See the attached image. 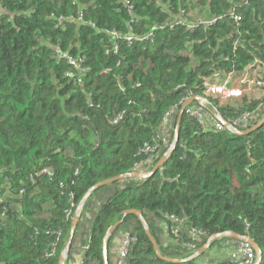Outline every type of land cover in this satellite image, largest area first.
I'll use <instances>...</instances> for the list:
<instances>
[{
  "label": "trees",
  "instance_id": "obj_1",
  "mask_svg": "<svg viewBox=\"0 0 264 264\" xmlns=\"http://www.w3.org/2000/svg\"><path fill=\"white\" fill-rule=\"evenodd\" d=\"M257 71L264 82V0H0V264H58L90 189L165 155L90 193L65 264H103L120 220L108 264H239L225 233L264 264V123L237 136L219 121L250 129L264 95L204 87ZM191 97L206 117L184 112L174 140Z\"/></svg>",
  "mask_w": 264,
  "mask_h": 264
},
{
  "label": "built area",
  "instance_id": "obj_2",
  "mask_svg": "<svg viewBox=\"0 0 264 264\" xmlns=\"http://www.w3.org/2000/svg\"><path fill=\"white\" fill-rule=\"evenodd\" d=\"M247 68L249 69L250 67H247ZM248 69H247V71H248ZM250 74L251 73L247 72L238 78V79H241V81L239 83L241 85L240 87L237 84L235 87H233V83L235 82V80L232 82L230 77H228L226 80H224V83H222L223 85L217 84L216 81L212 82V81L207 80L204 83L206 93L210 94L211 96L220 95L221 97L226 98V97H230L234 94H239V93L241 94V92L244 88L250 89L253 86H261L260 82L254 83L252 81L253 77ZM189 99L190 98H188L187 100H189ZM202 103H203V101L200 102L199 105L202 106ZM201 106L199 108H196V109H193L195 107L188 106L185 109V112L187 114L195 117L199 121V123L202 125L203 119L206 117V114L202 111ZM210 121L215 123V121L213 119H210ZM230 123L233 127L234 126H240L239 119H237V118L235 120L231 121ZM216 126L219 127L220 125L216 124ZM152 151H153V149L149 148L147 146L142 149V152H145V153H150ZM164 157H166V155ZM152 161H153V154H149V156L146 159L145 164H149ZM135 172L136 171L134 170L133 173H135ZM147 173H141V174L145 175ZM171 220L175 224H178V225L182 224V220H178V219L173 218V217L171 218ZM172 234L174 235V237L176 239L178 238V228L177 227L172 228ZM236 239H239V242H238V254L240 255V258H239L240 263L239 264H257L259 256L255 252L254 248L250 245V243H249L250 240L245 238V237H240V238H236ZM134 242H135V239L132 237L123 238V240L121 242L120 258L125 256V253L127 252L129 246ZM116 264H122L121 260L117 261Z\"/></svg>",
  "mask_w": 264,
  "mask_h": 264
},
{
  "label": "water",
  "instance_id": "obj_3",
  "mask_svg": "<svg viewBox=\"0 0 264 264\" xmlns=\"http://www.w3.org/2000/svg\"><path fill=\"white\" fill-rule=\"evenodd\" d=\"M248 69V68H247ZM193 102H202V99L200 97H192L190 98L189 100H187L182 106H181V109H180V112H179V115H178V120H177V124H176V128H175V138L174 140H176V137H177V131L179 129V125H180V120L185 112V109L190 106V104H192ZM220 123L222 125H224L231 133L237 135V136H245V135H248L250 134L251 132L257 130L258 128L261 127V125L264 123V116L261 118V120L254 126H252L250 129L246 130V131H238L237 129L233 128L229 123H227L224 119H219ZM172 147V146H171ZM170 151H172V149H170ZM167 161V157H163L161 158L153 167V169L151 171H149V173L143 175L139 172H135V173H130L128 175H125V176H122V177H117V178H112V179H108V180H105V181H102L98 184H96L93 188L90 189V191L85 195V197L83 198V200L79 203L77 209H76V212H75V216L72 220V227H71V231H70V235H69V241L67 243V246L65 247L64 251L62 252V255L61 257L59 258L58 260V264H65V261H66V258H67V255H68V251H69V247H70V244H71V240L73 238V234H74V231H75V227L79 221V218H80V213H81V209H82V206L84 204V200L90 195V193L97 189L98 187H101V186H105L107 184H111L115 181H118V180H121L123 179L124 177H131V178H140V179H143V178H148L150 177L154 172H156V170L161 167L165 162ZM129 214H134V215H137L138 217H141V214L138 212V211H134V210H128V211H125L124 212V215H123V218ZM122 220L116 222L111 228L110 230H108L107 234H106V237H105V240H104V243L102 245V260H103V264H108V256H107V249H106V244H107V240L108 238L112 235V233L115 231V229L121 224ZM145 232H146V235L148 236V238L150 239L153 247H154V250L156 251V253H158V248H157V245L155 243V241L151 238L150 234H149V231L147 230V228H145ZM225 236H230V237H234V238H240V236L238 235H234V234H231V233H225ZM250 245L254 248L255 252L258 254L259 256V259H258V262L257 264H259V261L261 259V252H260V249L259 247L254 243L252 242L251 240L249 241ZM205 247L201 249L200 252L204 251ZM164 259V258H162ZM168 262H174V263H183V262H186L187 260H173V259H164Z\"/></svg>",
  "mask_w": 264,
  "mask_h": 264
},
{
  "label": "rangeland",
  "instance_id": "obj_4",
  "mask_svg": "<svg viewBox=\"0 0 264 264\" xmlns=\"http://www.w3.org/2000/svg\"><path fill=\"white\" fill-rule=\"evenodd\" d=\"M258 71H260V70H258ZM253 72V73H251L250 75H252L253 76V78H252V81L254 82V83H256V82H260L261 83V86H257V88H255L254 90L252 89V88H250V89H247V88H244L243 90H242V92H241V95L243 94V95H248V96H250L251 98H253V99H259V98H261V96H263L264 95V91H262L260 88H262V87H264V82L260 79L261 77V75H259L258 73L259 72ZM240 81H241V79H237L234 83H233V87H235L236 86V84L240 87L241 85L239 84L240 83ZM216 83L217 84H220V85H223L222 83H224V80L223 79H217L216 80ZM237 95H240V93L239 94H234V95H232L233 97H235V96H237ZM145 173H147V172H145Z\"/></svg>",
  "mask_w": 264,
  "mask_h": 264
},
{
  "label": "crops",
  "instance_id": "obj_5",
  "mask_svg": "<svg viewBox=\"0 0 264 264\" xmlns=\"http://www.w3.org/2000/svg\"><path fill=\"white\" fill-rule=\"evenodd\" d=\"M145 172H148L147 170H146V168H143V169H141L140 171H139V173H145ZM223 244H225V245H228V243H223ZM230 245H234V243H231ZM222 246L223 245H220L219 246V248H220V250H221V248H222ZM82 247H83V244L81 245L79 242L77 243V245H76V248L74 249V251L76 252V255H78V256H80V252H81V250H82ZM234 247H232V249H233ZM111 254H112V261L114 262L115 261V256L117 255L116 253H115V251H114V249H111ZM115 257V258H114ZM75 261H78V258H76L75 259Z\"/></svg>",
  "mask_w": 264,
  "mask_h": 264
},
{
  "label": "clouds",
  "instance_id": "obj_6",
  "mask_svg": "<svg viewBox=\"0 0 264 264\" xmlns=\"http://www.w3.org/2000/svg\"><path fill=\"white\" fill-rule=\"evenodd\" d=\"M258 122H259V120L257 121V123H258ZM257 123H256V124H257ZM256 124H255V125H256ZM148 173H149V172H148Z\"/></svg>",
  "mask_w": 264,
  "mask_h": 264
}]
</instances>
